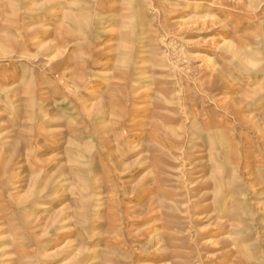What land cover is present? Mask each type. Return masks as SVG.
<instances>
[{"label": "rangeland", "instance_id": "374dc122", "mask_svg": "<svg viewBox=\"0 0 264 264\" xmlns=\"http://www.w3.org/2000/svg\"><path fill=\"white\" fill-rule=\"evenodd\" d=\"M0 264H264V0H0Z\"/></svg>", "mask_w": 264, "mask_h": 264}, {"label": "bare ground", "instance_id": "6f19581e", "mask_svg": "<svg viewBox=\"0 0 264 264\" xmlns=\"http://www.w3.org/2000/svg\"><path fill=\"white\" fill-rule=\"evenodd\" d=\"M219 47V46H218ZM216 49V48H215Z\"/></svg>", "mask_w": 264, "mask_h": 264}]
</instances>
